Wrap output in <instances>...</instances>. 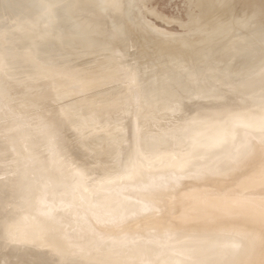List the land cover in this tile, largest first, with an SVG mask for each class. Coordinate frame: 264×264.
I'll return each mask as SVG.
<instances>
[{
	"label": "bare ground",
	"instance_id": "obj_1",
	"mask_svg": "<svg viewBox=\"0 0 264 264\" xmlns=\"http://www.w3.org/2000/svg\"><path fill=\"white\" fill-rule=\"evenodd\" d=\"M133 1L0 0V264H264V0Z\"/></svg>",
	"mask_w": 264,
	"mask_h": 264
},
{
	"label": "rangeland",
	"instance_id": "obj_2",
	"mask_svg": "<svg viewBox=\"0 0 264 264\" xmlns=\"http://www.w3.org/2000/svg\"><path fill=\"white\" fill-rule=\"evenodd\" d=\"M126 1H127V3L129 2V4L132 3V0H131V3H130V0L129 1L126 0ZM124 3H126L125 0H124ZM127 3L125 4L126 6H127ZM133 3H135L136 6L138 5L137 8H139V9H137L138 11H136V12H139L140 11V15L141 16L139 15V13H137L138 15H136L135 12H134V14H135V16H134V14L132 12L133 10H136V8L135 9L133 8L135 6L132 7V5H134V4H131L130 5V7L133 8L132 11H131L132 13L129 11V9H131V8H126V6L124 5L125 6V9L126 10L128 9L127 12H129V16H130V18H132L131 19L132 21L135 20L134 22H136V21L138 22V20L142 17L143 19H141L142 20L141 23H140V20H139V22H138L139 24H141L144 27H147L148 25L145 26L144 24H146L147 22L152 23L153 26H156L157 28H162L163 30L165 29L166 32H168V33L169 32H172L171 34H174V35H172V37L175 36V34H178V35L179 34H181V35L182 34H186V33H188V28L196 29L198 27V25L203 24V22H205V19L203 17H201L200 14H202L206 10V8L210 5L209 3H205L204 5H202L199 8V7L196 6V4H197L196 3V0H135V1H133ZM129 4H128L127 7H129ZM24 8L27 9L26 6ZM236 9L238 11L237 13H239V16L237 14L236 15L239 18V17H241L240 12H241V14L243 12H242V9H241V11L239 10V7H236L235 10ZM235 10H234V12H235ZM130 13H131V15H133V17L137 18L138 20L135 19V18H133L130 15ZM236 15H235V17H236ZM138 16H140V18ZM214 17H216V16H214ZM217 17H218V15H217ZM172 18H173V20H172ZM143 20H145L146 22L143 21ZM108 22H110V24L112 23L110 20H108ZM195 22H197V23H195ZM252 22L254 23V20L253 19H252ZM106 23H107V21H106ZM251 23L250 24L247 23L249 26L248 25L246 26V30H247V28L248 29L249 28L251 29V25H252V27H254L256 25V21L254 23V26H253V23L252 24ZM149 25H151V24H149ZM108 26H111V25H108ZM237 28H238V30H241L242 32H245L244 30H242V29H245L244 26H243V28L240 26V29H239V27H237ZM150 31L151 32L154 31L153 32L154 35L157 34V32L155 34V29H153L151 27L149 29V33L148 34L152 35L153 33H151ZM189 33H191V32H189ZM191 35H192V33L190 34V36ZM169 36H171V35H169ZM85 37L86 36L84 34L83 38H85ZM127 48L128 49L130 48V50L132 51V53H134V50H133V49H135L134 47L131 48L129 46ZM131 51L128 52V53H131ZM129 55H127V56H129ZM149 68H146V69H148L149 71L152 70L151 69L152 66H150ZM145 72L147 73L148 71H145ZM19 203H20V199L13 200V204H15V205H13V207H17V205ZM28 229L29 230H33L30 227ZM14 232H16V231H14ZM35 236H38V233H36ZM35 236L33 234V236L31 237V241L28 240V239H26V238H25V240L29 244L30 243L35 244L36 242H38L39 244H41L40 243L41 241L39 239H36ZM47 243L54 245V243L52 241H47ZM30 247H32V246H30ZM45 252H47V251H45ZM64 256H65V258H67V254H65ZM112 257H115V253L112 254Z\"/></svg>",
	"mask_w": 264,
	"mask_h": 264
}]
</instances>
